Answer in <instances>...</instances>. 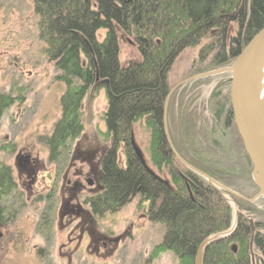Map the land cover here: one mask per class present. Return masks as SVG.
<instances>
[{"label":"trees","instance_id":"trees-1","mask_svg":"<svg viewBox=\"0 0 264 264\" xmlns=\"http://www.w3.org/2000/svg\"><path fill=\"white\" fill-rule=\"evenodd\" d=\"M31 1L39 39L59 72L56 80L65 86L61 116L51 134L41 139L49 162H57L83 133L81 106L86 94L103 89L107 99L103 119L110 144L100 159V190L85 202L91 214L102 219L138 196L147 204L148 222L163 229L161 242L154 249L156 257L169 252L178 264H195L198 248L217 236L203 250L201 264H264V198L253 203L245 199L256 195L258 189L234 126L230 73L217 77L203 137L187 114L191 102L186 100L190 93L186 90L191 87V92L196 91L212 77L182 85L171 94L167 115L171 118L169 129L170 123L173 129L169 139L186 164L245 200L216 191L178 162L163 123L171 91L168 78L179 55L188 48H199L193 64L196 75L231 66L264 28V0ZM126 37L140 60L124 66L120 42ZM15 101L0 95V116ZM141 121L149 132L150 163L158 173L164 171L168 180L156 175L136 150L132 128ZM121 146L125 163L120 167L117 155ZM10 173L9 167L0 168V221L4 217L2 201L16 191ZM230 200L237 208L232 230Z\"/></svg>","mask_w":264,"mask_h":264},{"label":"rangeland","instance_id":"rangeland-1","mask_svg":"<svg viewBox=\"0 0 264 264\" xmlns=\"http://www.w3.org/2000/svg\"><path fill=\"white\" fill-rule=\"evenodd\" d=\"M37 22L31 0H0V95L16 99L12 107L0 116V168L5 165L15 172L18 159L30 155L50 172V175L39 174L36 187L40 191L52 186L54 171L60 175L58 178L60 182L56 192H51L48 188L47 191L50 192L30 196L26 203L23 202L24 196L20 200L15 192L2 201L4 225L0 229L3 234L0 240V264H178L177 259L169 252L156 257L154 249L161 242L163 229L160 225L148 222L147 204L141 203L138 196L132 197L124 207L114 214L105 215L102 219L92 216L85 203L88 196L95 193H91V184L86 186L82 183V177L93 169L100 175V159L110 144L109 136L107 138L105 135L106 125L103 117L107 99L103 89L90 90L83 100L81 119L85 127L81 136L69 144L68 150L57 159V162L48 161V149L42 144L41 139L51 134L54 124L61 116L60 98L65 86L56 80L59 72L46 56V45L39 39ZM101 35L100 31L99 36ZM198 51L199 48H188L182 52L173 65L168 79L172 90L192 81L212 77L211 81L201 83L198 90L191 92L193 89L191 87L186 90L190 92L188 96L186 95V100L191 102L188 104L190 112L187 114L190 115L193 124L195 122L196 129L200 130L203 137L208 129L206 123L211 118L208 101L219 83L217 77L222 73L189 80L219 70L206 69L196 75L193 64ZM139 60L140 57L131 40L127 37L122 39L120 42L122 65ZM167 111L166 109L165 121L170 136L169 131L171 127L173 129V125L170 123L169 129L168 122L171 118ZM131 135L147 166L156 175L168 180L164 171L158 173L150 163L149 132L143 121L133 126ZM117 156L120 167L124 166L122 146L119 147ZM66 171L69 173L67 178L71 179L76 171L77 182L82 185L77 183L79 185L77 208L84 213V219L87 216L92 221L90 226L85 224L84 220H81L82 222L77 220V252L72 255L70 262L59 251L60 246L67 242L68 233L59 229L56 217L60 204L65 205L70 199V193L67 191L69 189L63 178ZM78 174H81V177H78ZM249 196L243 198L251 200L256 195ZM233 203V200H230L229 204L233 210L231 230L236 225L237 217V208ZM69 204L74 205L73 201ZM48 213L54 218L50 232L42 224ZM251 219L255 221L252 216ZM86 227H91L94 234L80 232L81 228ZM96 238L97 242H94ZM104 242L107 243L106 249L101 246ZM233 248L236 251L234 245L231 249L235 252Z\"/></svg>","mask_w":264,"mask_h":264},{"label":"water","instance_id":"water-1","mask_svg":"<svg viewBox=\"0 0 264 264\" xmlns=\"http://www.w3.org/2000/svg\"><path fill=\"white\" fill-rule=\"evenodd\" d=\"M131 1V0H125ZM264 58V28L256 33L247 43L243 50L237 55L231 66L219 69L210 73H206L196 78H204L223 73H230V105L231 112L240 137L244 150L252 165V182L256 185L258 193L248 203H253L259 198H264V106L258 99V77L261 71ZM187 80V82L189 81ZM186 83V82H185ZM177 88V87H176ZM173 88L165 101L164 105V131L166 139L169 142L172 154L176 160L180 162L188 170L199 175L208 182L216 191H223L231 196L245 200L242 196L224 187L206 174L196 170L180 158L172 148L166 128L165 114L169 97L176 89ZM137 150V148H136ZM140 155L139 151L137 150ZM143 159V158H142ZM23 157L18 161L22 162ZM251 221V231L254 232V226ZM217 236L208 238L199 248L195 258V264H201L203 250L206 245L215 240ZM235 251V248H233Z\"/></svg>","mask_w":264,"mask_h":264},{"label":"flooded vegetation","instance_id":"flooded-vegetation-1","mask_svg":"<svg viewBox=\"0 0 264 264\" xmlns=\"http://www.w3.org/2000/svg\"><path fill=\"white\" fill-rule=\"evenodd\" d=\"M178 88V87H177ZM176 88V89H177ZM175 89V90H176ZM174 90V91H175ZM106 151V150H105ZM104 154V153H103ZM23 157V160L17 161L18 163L15 165V169L13 172V169L10 168V174L11 177L13 178V181L16 185V195L20 198L24 196V203H26L28 197L30 196H38V195H42L44 192H48L47 189H51V192H56V187L58 185L59 181V174L57 173V171H54L52 173V186H48L45 190L42 189L41 191L36 187V184L38 182L37 178L39 176V174H46V175H50V172H48L47 168L42 164V163H38L35 161L34 158H32L30 155H24L21 156ZM20 159V158H19ZM18 159V160H19ZM15 173V174H14ZM65 174V175H64ZM64 180H65V184L68 187L69 190L68 193H70V199L65 203V205L63 203L60 204V210L56 213V217H57V221L59 223V229L62 231H67L68 235H67V242L63 245L60 246L59 251L60 254L63 257H66L67 260L70 262L71 261V257L72 255L74 256L77 252V220H80V222H83L85 224H88L91 226V219L89 217L86 216V219H84L83 216V212L80 208H77V187H79V182H77V173L76 171L72 174V179H74L72 181L71 178H67L68 176V172H64ZM81 177V174H78V177ZM90 176L92 178H90ZM62 178V180H63ZM83 181L82 183L84 185L87 186V184H91L90 186V190L92 191L91 193H96L98 191V186L100 188V178H101V168H100V175L99 172H95V169L91 170L90 173L86 174L85 177H82ZM77 183L79 185H77ZM82 186V185H81ZM20 187V188H19ZM19 189V190H18ZM94 189V190H92ZM49 191V192H50ZM47 195V194H46ZM51 196V195H50ZM49 196V197H50ZM40 198L42 196H39ZM91 197V196H88ZM73 201V206H70L69 202ZM92 215V214H91ZM93 216V215H92ZM54 218L51 216L50 213H48L47 218H45V220H43L42 224L44 225L45 228H47V231H52V222H53ZM82 220V221H81ZM83 224V223H82ZM81 224V225H82ZM3 220L0 221V229L3 226ZM87 231L90 235L94 234V232L91 231V227H86V228H81L80 232H84ZM3 234L0 231V240L2 239ZM106 241H109V239L105 238ZM94 242H97V238L93 240ZM71 245L73 246L71 248ZM101 246L103 249L107 248V243H101ZM60 255V256H61Z\"/></svg>","mask_w":264,"mask_h":264},{"label":"bare ground","instance_id":"bare-ground-1","mask_svg":"<svg viewBox=\"0 0 264 264\" xmlns=\"http://www.w3.org/2000/svg\"><path fill=\"white\" fill-rule=\"evenodd\" d=\"M257 97L259 99V102L262 104V106H264V60H263L261 71L258 77V96Z\"/></svg>","mask_w":264,"mask_h":264}]
</instances>
